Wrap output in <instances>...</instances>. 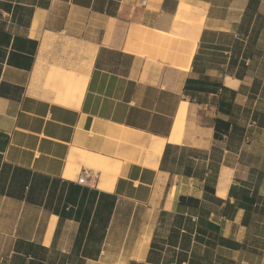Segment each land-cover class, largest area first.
<instances>
[{
    "label": "crops",
    "instance_id": "obj_1",
    "mask_svg": "<svg viewBox=\"0 0 264 264\" xmlns=\"http://www.w3.org/2000/svg\"><path fill=\"white\" fill-rule=\"evenodd\" d=\"M244 195L264 0H0V264H264Z\"/></svg>",
    "mask_w": 264,
    "mask_h": 264
},
{
    "label": "bare ground",
    "instance_id": "obj_2",
    "mask_svg": "<svg viewBox=\"0 0 264 264\" xmlns=\"http://www.w3.org/2000/svg\"><path fill=\"white\" fill-rule=\"evenodd\" d=\"M188 11H192V8L189 5H187V4L184 3V5L182 6V12L185 13V12H188ZM184 17L186 18L187 17V14H184ZM180 23H183V25L181 27L183 29V34L188 35L189 37H191L194 40H198L197 38H198V35H199V33L201 31V28H202V24H201V21H200L199 18H197V19H194L193 18L192 22H189V23H187V22L186 23L185 22H180ZM175 27H177V26H175ZM179 29L180 28H178V30ZM87 170L90 171L89 168H87ZM222 173H224V172H222ZM226 176L227 175H225V174H222L220 176V180H219V184H218V189H219V193L221 195L223 194V192H225L224 190H225V188H226V186L228 184V180L229 179L227 177H229V176H227V177ZM114 181H115V177H113V176H104V179L99 182V186L102 189H111L112 186H113V184H114Z\"/></svg>",
    "mask_w": 264,
    "mask_h": 264
},
{
    "label": "trees",
    "instance_id": "obj_3",
    "mask_svg": "<svg viewBox=\"0 0 264 264\" xmlns=\"http://www.w3.org/2000/svg\"><path fill=\"white\" fill-rule=\"evenodd\" d=\"M262 202V205L260 206V208L258 207V203ZM243 202L245 210H246V214L242 220V224L246 227H249L250 224L255 220V217H262L264 216V198L261 196H247L244 195L243 196ZM260 238L257 239L256 241H261L260 243H264V231H262L261 233H259ZM216 240L218 241V244H223L226 243V239H224L223 237H216ZM255 241V242H256ZM254 242V243H255ZM232 244V243H230ZM233 246V245H232ZM236 246H238V244H236Z\"/></svg>",
    "mask_w": 264,
    "mask_h": 264
},
{
    "label": "rangeland",
    "instance_id": "obj_4",
    "mask_svg": "<svg viewBox=\"0 0 264 264\" xmlns=\"http://www.w3.org/2000/svg\"><path fill=\"white\" fill-rule=\"evenodd\" d=\"M102 177H104V175H103ZM234 235H236V238H237V239L241 240V239H243L244 233H241V232H235ZM256 235H257V236H256ZM246 236H247V238H245V241H248L249 244L254 243L257 239L260 238L259 234H258V233H255V232L247 233ZM250 249H251V248L248 247V250H250ZM263 254H264V253H263ZM250 257H252V260L255 259L254 255H252V256H250ZM248 258H249V256H248ZM236 259H238V258L236 257Z\"/></svg>",
    "mask_w": 264,
    "mask_h": 264
},
{
    "label": "built area",
    "instance_id": "obj_5",
    "mask_svg": "<svg viewBox=\"0 0 264 264\" xmlns=\"http://www.w3.org/2000/svg\"><path fill=\"white\" fill-rule=\"evenodd\" d=\"M87 176H88L87 171L86 170H83V172L81 174V177L78 179V181L80 183H82Z\"/></svg>",
    "mask_w": 264,
    "mask_h": 264
}]
</instances>
